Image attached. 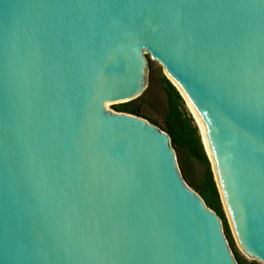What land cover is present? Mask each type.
Instances as JSON below:
<instances>
[{"label":"water","instance_id":"water-1","mask_svg":"<svg viewBox=\"0 0 264 264\" xmlns=\"http://www.w3.org/2000/svg\"><path fill=\"white\" fill-rule=\"evenodd\" d=\"M142 53L264 264V0H0V264H238L168 134L106 106L145 91Z\"/></svg>","mask_w":264,"mask_h":264},{"label":"trees","instance_id":"trees-1","mask_svg":"<svg viewBox=\"0 0 264 264\" xmlns=\"http://www.w3.org/2000/svg\"><path fill=\"white\" fill-rule=\"evenodd\" d=\"M148 67L149 85L145 91L133 100L118 103L114 106L115 111L144 118L168 134L185 182L202 198L205 205L220 218L223 233L236 262L238 264H261L254 260H246L238 250L223 210L198 127L188 111L185 101L166 77L162 67H154L152 63H149ZM152 87H158L164 98L165 110L162 115L164 126H161L156 119L147 116L143 111L146 97Z\"/></svg>","mask_w":264,"mask_h":264},{"label":"rangeland","instance_id":"rangeland-1","mask_svg":"<svg viewBox=\"0 0 264 264\" xmlns=\"http://www.w3.org/2000/svg\"><path fill=\"white\" fill-rule=\"evenodd\" d=\"M142 56L144 57V60L146 62V68H147V74H146V81H147V86L149 85V63H152L154 67H157V66H160L161 65L154 59H151L149 57V53H142ZM163 69V68H162ZM118 103H109L107 104V108L113 112H116L115 111V108L114 106L117 105ZM164 110H165V102H164V98H163V95L161 93V91L159 90L158 87H152L149 94L147 95L146 97V103L145 105L143 106V111L144 113L153 118V119H156L159 124L161 126H164V123L162 121V115L164 113ZM146 120V119H145ZM147 121V120H146ZM149 122V121H147ZM150 123V122H149ZM158 127V126H157ZM237 245V243H236ZM238 247V245H237ZM238 250L240 252V254L246 259V260H251V259H248L242 252L241 250L239 249L238 247ZM254 261H257V260H254ZM259 262V261H257ZM261 263V262H259ZM262 264V263H261Z\"/></svg>","mask_w":264,"mask_h":264},{"label":"bare ground","instance_id":"bare-ground-1","mask_svg":"<svg viewBox=\"0 0 264 264\" xmlns=\"http://www.w3.org/2000/svg\"><path fill=\"white\" fill-rule=\"evenodd\" d=\"M173 83V82H172ZM107 105V104H106ZM186 107H187V105H186ZM187 109H188V107H187ZM188 111H189V109H188ZM190 112V111H189ZM191 114V113H190ZM217 183V182H216ZM222 200V199H221ZM222 204H223V202H222ZM223 208H224V205H223ZM224 211H225V208H224ZM225 213H226V211H225ZM226 216H227V214H226ZM227 221H228V218H227ZM229 222V221H228ZM232 231V230H231ZM233 233V232H232ZM234 236V235H233ZM235 238V237H234ZM236 241V240H235ZM237 243V242H236Z\"/></svg>","mask_w":264,"mask_h":264}]
</instances>
